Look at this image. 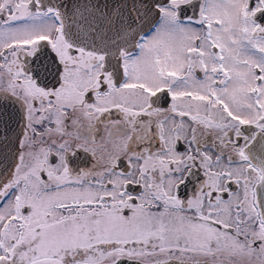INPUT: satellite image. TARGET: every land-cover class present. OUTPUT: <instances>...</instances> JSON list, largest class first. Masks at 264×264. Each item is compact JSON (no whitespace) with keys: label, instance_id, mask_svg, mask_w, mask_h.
<instances>
[{"label":"snow or ice","instance_id":"obj_1","mask_svg":"<svg viewBox=\"0 0 264 264\" xmlns=\"http://www.w3.org/2000/svg\"><path fill=\"white\" fill-rule=\"evenodd\" d=\"M0 264H264V0H0Z\"/></svg>","mask_w":264,"mask_h":264}]
</instances>
